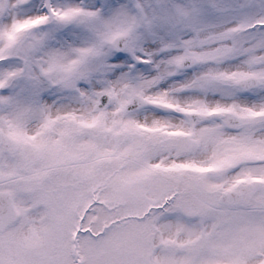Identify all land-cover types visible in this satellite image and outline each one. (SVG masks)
I'll return each instance as SVG.
<instances>
[{
	"label": "snow or ice",
	"instance_id": "snow-or-ice-1",
	"mask_svg": "<svg viewBox=\"0 0 264 264\" xmlns=\"http://www.w3.org/2000/svg\"><path fill=\"white\" fill-rule=\"evenodd\" d=\"M0 264H264V0H0Z\"/></svg>",
	"mask_w": 264,
	"mask_h": 264
}]
</instances>
